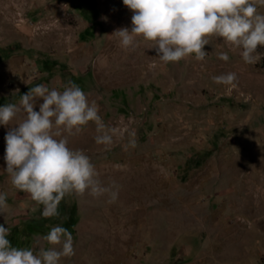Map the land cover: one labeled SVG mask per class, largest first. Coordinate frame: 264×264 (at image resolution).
<instances>
[{"label": "rangeland", "instance_id": "rangeland-1", "mask_svg": "<svg viewBox=\"0 0 264 264\" xmlns=\"http://www.w3.org/2000/svg\"><path fill=\"white\" fill-rule=\"evenodd\" d=\"M131 16L123 0H0V104L19 103L37 84L76 83L112 143H96L91 121L63 135L104 185L118 187L114 201L66 194L59 215L44 217L11 184L0 143L8 201L0 224L19 245L39 224L33 249L53 247L43 237L54 225L68 228L74 254L60 264H264V46L246 63L238 47L209 35L204 60L164 62L152 41L137 36L125 49L112 34L131 30ZM227 72L235 86L212 79Z\"/></svg>", "mask_w": 264, "mask_h": 264}, {"label": "clouds", "instance_id": "clouds-1", "mask_svg": "<svg viewBox=\"0 0 264 264\" xmlns=\"http://www.w3.org/2000/svg\"><path fill=\"white\" fill-rule=\"evenodd\" d=\"M123 4L132 10L131 30L121 27L112 34L125 49L136 46L137 36L152 41L157 57L164 62H176L190 54L204 60L209 35L238 47L246 63H254L257 48L264 46V12L257 10L264 0H123ZM219 58L227 61L228 53L220 52ZM212 79L235 86L237 74L221 73ZM37 98L42 102L35 110ZM21 112L23 118L17 120ZM90 121L96 124V143L110 145L111 130L102 122L96 102L89 101L72 81L63 90L37 84L20 95L19 103L0 104V125L8 127L4 171L14 188L43 205L44 217L59 215V202L69 193H107L110 201L118 197V187L104 185L89 155L70 147L67 136L62 135L80 132ZM7 207V192L0 191V213ZM9 233L10 228L0 224V264H60L62 257L74 254L72 233L60 224L44 235L53 245L48 248L13 246Z\"/></svg>", "mask_w": 264, "mask_h": 264}, {"label": "trees", "instance_id": "trees-1", "mask_svg": "<svg viewBox=\"0 0 264 264\" xmlns=\"http://www.w3.org/2000/svg\"><path fill=\"white\" fill-rule=\"evenodd\" d=\"M11 56V54H8L6 56V58H9ZM72 219V220H71ZM70 220V226L73 227L75 224H76V220L74 217H72ZM40 225H36V224H30L28 226V229H27V235H26V240H23L21 242V245L18 244V242H14L12 245L13 246H17V247H29L30 245V242H31V235L35 234L36 232H40L39 229Z\"/></svg>", "mask_w": 264, "mask_h": 264}, {"label": "bare ground", "instance_id": "bare-ground-1", "mask_svg": "<svg viewBox=\"0 0 264 264\" xmlns=\"http://www.w3.org/2000/svg\"><path fill=\"white\" fill-rule=\"evenodd\" d=\"M39 103H41V102H39ZM39 103H36V104L34 105V109H35V110H38ZM23 115H24V114L17 116L16 119L18 120V119L23 118ZM15 122H16V120L12 121V123H15ZM7 130H8V127H7V126L0 125V143H5L4 136H5V132H6ZM63 134H64V132H62V135H63ZM81 138H82V137L78 136V138H77V139H78L77 142L80 141Z\"/></svg>", "mask_w": 264, "mask_h": 264}]
</instances>
